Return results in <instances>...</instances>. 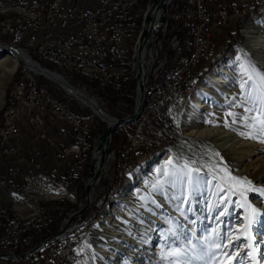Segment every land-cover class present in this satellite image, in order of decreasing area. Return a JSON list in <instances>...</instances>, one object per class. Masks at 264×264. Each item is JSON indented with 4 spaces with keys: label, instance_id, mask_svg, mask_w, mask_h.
I'll list each match as a JSON object with an SVG mask.
<instances>
[{
    "label": "built area",
    "instance_id": "2783aa9c",
    "mask_svg": "<svg viewBox=\"0 0 264 264\" xmlns=\"http://www.w3.org/2000/svg\"><path fill=\"white\" fill-rule=\"evenodd\" d=\"M50 1L38 7L37 0H0V9L12 6L11 17L0 19V46L23 50L41 66L66 78L95 82L103 90L111 86L117 91L135 79V55L127 73H120V65H124V51L135 33L141 0H61L55 12L41 16V9H48ZM257 2L264 0L168 1L144 51V101L146 89L152 88L165 68H171L172 74L159 96L143 102L149 114L186 101L194 78L228 39L226 28L234 25L240 12L254 10ZM5 21H12L11 29H2ZM50 27L58 28V38H50ZM41 76L46 82H41ZM71 97L28 65L24 73L10 79L5 110L0 111L1 127H9L11 135V142L0 146V195L31 208H12L9 211L14 217L5 224L1 215L7 209L0 206V264H67L73 252L71 243L84 212L64 229L74 228L73 238L59 241L55 234L71 211L84 203L87 173L82 172L83 164L88 158L91 161L98 136L91 137L94 116H85V106L74 104ZM24 110H32L34 132L30 138H22L23 127L12 126L15 113ZM51 119H58V126H51ZM39 145H47V153H39ZM18 154H26L24 166L11 165V158ZM39 186L57 193L48 195L38 191ZM82 186L84 196L76 209L70 208L64 217L62 210L53 218L46 215L50 202L69 199L62 196L63 191L74 192L76 197ZM71 201L77 202L76 198ZM51 221L56 224L53 231H49ZM24 242L34 245L16 253Z\"/></svg>",
    "mask_w": 264,
    "mask_h": 264
},
{
    "label": "rangeland",
    "instance_id": "374dc122",
    "mask_svg": "<svg viewBox=\"0 0 264 264\" xmlns=\"http://www.w3.org/2000/svg\"><path fill=\"white\" fill-rule=\"evenodd\" d=\"M151 3L144 0L142 1L143 13L146 12L147 7L150 6ZM143 13L142 16L138 17V19L141 18V24L138 28L139 30L142 27ZM262 16H264V14L255 12L251 15V20L248 19V17L238 19L234 25L231 23L226 28L228 39L224 41L220 47L217 58H215L210 64H206L205 68H202L200 73L195 77V83L192 85L189 94L195 90L198 83L205 77V75L217 63H219L220 60L227 56L228 52L233 47L246 44L247 38L244 33L245 24L249 21H257ZM243 19H245L244 22H242ZM135 33L134 44H136L138 36V32ZM260 36L264 38V29L261 30ZM228 47L229 49L227 50ZM133 54L135 55V53L131 51V54L126 58V61H128L124 64L126 72L127 68L132 67L133 65ZM129 56H131V59ZM220 57L221 59L213 65V62ZM23 68L24 65L21 62L11 78H15L16 74L22 73L21 71H23ZM58 70L65 72L60 69ZM171 74V68H165L162 73L159 74L158 78L152 83V87H156V90L153 91V94L149 95V97H157L158 94L163 92L165 84L169 81ZM63 76L65 77V75ZM40 79L41 82H46L47 80L43 76H41ZM66 79L72 85L78 87L86 96L91 97L110 117H123L133 111L135 103V79L131 84L132 87L130 89H128L127 86H123L113 92L110 90L103 91L97 83L88 80ZM52 84L55 85L54 83ZM9 89L10 80L5 87L4 100L0 107V111L5 109V102ZM234 89L235 90L231 92L232 94L228 95L224 92H219L218 97H216L211 105L213 108L206 113L205 111L202 112L206 115L200 120V124L203 125L200 127L201 129H208V127L224 128L226 125L228 128L232 122L234 125L235 120L238 121L247 118V112L250 113L249 120L253 118H255V122L256 120H264V111L261 110L262 106L258 102H252L246 99V91L241 88V85L238 87L235 86ZM150 91L151 89H146V92L150 93ZM71 98L74 104H81L75 98ZM186 102L187 100L178 102L169 110L166 107H162L150 114L147 105L143 104L142 113L137 119L130 123L124 122L123 125H118L119 139L117 142H112L111 140L109 145V153H112L113 156L110 169L105 173L97 186V193L94 200L84 211V216L81 219L79 228L76 232V239L71 243L73 246V252L70 254L67 264H97L96 261L98 257L97 253L94 251L93 245L94 243H98V236H93L90 239L83 241L82 234L87 232L96 222L99 221L101 216L111 205L112 198L123 187L125 178L128 174L133 172L142 163L151 164L158 154L171 147L175 148L177 151L172 157H170L173 159V164L182 166L184 163H188L190 167L199 169V172L195 174L199 177V183L196 185L195 189L191 188L187 182H184L183 184L180 182H176L175 184L164 183L166 177L163 173L160 175L158 174L165 167H170L166 164H161L158 168L160 171L154 173L155 176L158 175L160 177L158 180L159 182L154 184L151 193L148 195V206L143 210V213L145 214L142 215L141 213H138V216L141 218L143 217V219L148 222V224L144 223L146 228L150 229L152 225H155V223H153L154 221L147 219V217L155 219L159 218L161 224L160 227L156 229L157 240L154 243L151 241L152 244L141 249L144 256H146L145 260L150 262L154 258H161L162 255H164V257H166V259L164 258L165 264H205V261L206 264H229L231 257H226L222 255V253L216 252L214 248L212 252H209V245L215 239L211 234L213 229L219 226L224 235H227L229 230H231L232 235H238L239 233L236 230L245 222L244 217L246 213L244 208L237 207L236 203H234L241 200V197L238 194L232 196L231 199L233 203L222 202V197L225 194L218 191L216 184L220 183V177L224 176V172H222L221 169L225 168L214 161L213 158L215 156L211 149L208 148L207 150V148L203 147L201 144L194 141L192 143L188 141V138L192 136L190 132L192 131V133H194L197 128L189 127V124H186V111L184 110ZM236 108L240 113H237L238 117L235 118L234 110ZM248 109H251V111H248ZM212 110L219 111L222 114L219 120L214 118ZM229 113H232V115H229ZM83 114L85 116H94V128H96L100 134L106 125L105 122L92 113V111L86 106L83 109ZM241 115L242 117H239ZM192 129H194V131ZM229 131L232 130L229 129ZM204 138L209 139V137ZM39 151V153H45L42 145H39ZM90 162L89 158L84 161L82 169L84 174L90 170ZM226 169L231 176L238 178L246 177L249 181L254 183L253 185L255 188H264V178L260 179V181H253L250 174H244V177L240 173L235 174L236 169L230 165H226ZM66 194H69L67 197L74 199L73 194H70L69 192H66ZM83 196L84 187L82 186L81 188H78L76 192L75 198L77 202H73L70 199H65L64 202H50L49 207L46 210V215L53 218L60 210H62V217H64L65 212H68L70 208L76 209L78 207L79 198H83ZM246 197L247 202L253 207H263L259 210V213L261 214V217H264V195L259 192H248L246 193ZM1 202L3 205L0 204V206L7 210H12L13 204H18L4 198H1ZM213 207H215V210L210 211ZM188 209H191V211H188ZM85 212H87L86 216ZM220 212H226L227 214L220 217ZM217 217H219V219H217ZM60 219L62 220V218ZM91 219L95 220L87 227L80 228L85 221ZM55 225V221H51L49 231H53ZM142 231L144 232L142 233V236L148 238V231L146 229H143ZM250 232L252 235L253 246L256 248L255 264H264V219L258 218L257 222L250 228ZM73 235L74 229L65 234L63 239L67 241V239L73 238ZM142 240L143 242L138 243L141 245L146 244V240L143 238ZM206 240L208 243H205ZM224 242L227 243L226 240ZM247 243V238L242 237L240 241L236 242L238 247L233 246L228 249L230 253L236 251L241 252L239 261H231V264H253L251 257L248 256V251H250V249H246L245 247ZM158 245H160V248L162 249V254L160 253L159 257H157ZM193 245L197 246L193 247ZM201 248H203V251H201ZM177 249L181 251V256L174 257L168 255V253ZM126 250L129 252L132 251L134 254L136 253V250H132L131 245L128 247H125V245L120 246V253L123 254ZM129 252L124 254L122 258L125 259L127 257L126 259H134V263L141 264L140 261L142 260L138 259L141 254L138 255V258H131L133 253L131 252L132 254L130 255Z\"/></svg>",
    "mask_w": 264,
    "mask_h": 264
},
{
    "label": "bare ground",
    "instance_id": "6f19581e",
    "mask_svg": "<svg viewBox=\"0 0 264 264\" xmlns=\"http://www.w3.org/2000/svg\"><path fill=\"white\" fill-rule=\"evenodd\" d=\"M58 3H61V0H51L48 3V9H41V16H48V12H55L58 9ZM37 6H47V0H37ZM255 12L264 14V2L255 3L254 10H249L248 12H240L239 19L248 17V19L251 20V15H253ZM142 13L143 12L141 11L138 17L142 16ZM11 14L12 6H5V10L0 9V19H8L11 17ZM150 15L151 11L149 10L145 15L144 21H142L144 27L147 26V23L149 21L148 16ZM138 17L134 22V31L138 32L139 34L141 29H138L140 27V25H138L137 23ZM161 17L162 10H159L156 15L155 24H157ZM11 28L12 21L2 22V29ZM263 29L264 16H262L257 21H249L248 23H246L244 26V33L247 38L246 44L233 47L228 52L227 56L220 60L219 63H217L205 75V77L198 83L195 90L190 94L188 93L189 95L187 96L188 99L186 98V105L185 107L183 106L184 110L186 111V124H189V127L197 128L195 129V131L194 129H192L194 133H192V131L190 132L192 136L188 138V141L191 143L194 141L198 144H201L203 147L207 148V150L208 148L211 149L213 155L215 156L213 159L217 164L224 168H226V165H230L231 167L236 169L235 174L240 173L243 177L244 174H250L253 181H260V179L264 178V134H261L259 132L260 125L256 124L254 119L249 120L250 113L246 111L248 116L247 118L238 121L235 120L234 125L232 122V124L228 128L225 126L224 128L208 127V129H201L200 127H202L203 125L200 124V120L204 115H206L202 113L203 111H205L206 113L207 111L211 110V108H213L211 105L215 101L216 97H218L219 92H224L227 95L232 94L231 92L235 90L234 87L240 86L242 81L246 79V77L242 74V64L253 65L257 68L258 71L264 72V38L260 36L261 30ZM135 34L136 33H134L132 36L129 47L124 51V64L128 62L126 61V58L129 54H131V51L135 53ZM50 38H58L57 27H50ZM2 46H0V107L4 100L6 84L8 83L22 60L26 64H28V66L31 65L27 54L23 50H18L9 45ZM217 54L218 53H214L207 64H210L215 58H217ZM133 56L134 54L132 55V57ZM238 57L239 59H237ZM25 67L26 65H24L23 71H21L22 73L25 72ZM120 73H127L124 69V65H120ZM45 75L47 78L53 79L57 83V85L65 90L67 94L78 100L84 106L88 107L92 111V113L97 115L102 121L105 122V124L110 123L111 119L109 115L104 111V114H106L107 116L99 112V110L95 107V101L91 97H89L91 99H87L83 95L75 93L70 88H68L58 77H53L49 74ZM137 98L138 94L135 91V101L137 100ZM135 106L136 103H134L133 110L135 109ZM237 113L240 112L236 108L234 110L235 118L238 117ZM212 115L216 120H219V118L222 116V114L216 110L212 112ZM239 117H242V115ZM51 123H55L58 126V119H51ZM253 125H255V127H253ZM12 126L23 127L22 138H30L32 133L34 132L32 110H24L23 113H15V119H12ZM229 129H231L232 131H229ZM249 132H252L256 136V138L253 139L248 138L246 135H241V133L247 134ZM204 137H209V139H206ZM7 142H11L9 127H1L0 146H7ZM97 143L98 139H96L94 146H96ZM42 146L44 152L47 153V145ZM176 152L177 151L175 148H167L160 154H158L151 164L142 163L133 172L128 174L125 178L123 187L112 198L111 205L101 216L99 221L96 222L87 232H84L82 234L83 241H86L93 236H98V243H94L93 245L94 251L97 253L98 257L96 261L97 264H137L133 262L134 259H126L127 257L125 259L122 258V256H124V254L128 253L129 251L126 250L123 254L120 253L119 249L121 245H125V247L131 245L132 250H136L135 254L132 251L129 252L130 255L133 253L131 255V258H138V255L141 254V256L138 258L142 260L140 261L141 264H165L164 258L166 259V257H164V255H162L161 258H154L149 262L145 260L146 256H144V254L142 253L143 251H141L143 247L152 244L151 241H153L154 243L157 240L156 229H158L161 224L159 222V218L155 219L152 217H147V219L153 220V223H155V225H152L149 229L144 226V223L148 224V222L144 220L143 217H139L138 213H141L142 215L145 214L143 213V210L148 206V195L151 193V189L154 184L159 182L158 180L160 179V177L158 175L163 173L166 167L162 169V171L158 175L155 176L154 173L158 172L159 166L161 164H166L169 158L172 157V155H174ZM99 157V152L94 150L93 161L89 166L90 172L93 173L97 169ZM112 158V153L108 152L105 162L100 169L99 178L92 184L90 192V203L94 200V197L97 193V186L104 177L105 173L110 169ZM25 164L26 154H18L16 157L11 158V165L24 166ZM87 181L88 177H86L85 179L86 183ZM253 184L254 183L252 182V185ZM38 191L45 192L48 195H55L57 193V191L53 188L45 186H39ZM66 192L68 191H63L62 196L69 198L67 197L69 194L67 195ZM70 194H73L75 199L74 192H71ZM0 197L2 199L4 198L1 195ZM71 200H73V198ZM14 202L19 204H13V209L15 210L31 208L25 207L17 201ZM262 208L263 207L256 209L259 212V210ZM73 229L74 228H67V230L61 232L59 234V241H65L63 239V236ZM143 229H146L149 233L148 238L146 237L147 239L142 236V233H144L142 231ZM142 238L146 240V244L144 245L138 243L143 242ZM158 246L157 257L160 256L159 254L162 251V249L160 248L161 246ZM69 256L67 257V262Z\"/></svg>",
    "mask_w": 264,
    "mask_h": 264
},
{
    "label": "snow or ice",
    "instance_id": "6c2138e0",
    "mask_svg": "<svg viewBox=\"0 0 264 264\" xmlns=\"http://www.w3.org/2000/svg\"><path fill=\"white\" fill-rule=\"evenodd\" d=\"M237 59H239V57ZM241 70L242 74L246 77V79H244L241 83V88L246 91V99L252 102H258L262 106L261 110L264 111V72L258 71L255 66L250 64H242ZM248 111H251V109H248ZM229 115H232V113H229ZM256 124L260 125L259 132L264 134V120H256ZM253 127H255V125H253ZM241 135H246L248 138H256L252 132L247 134L241 133ZM166 165L170 167L163 171V175L166 177L164 183L175 184L176 182H180L183 184L184 182H187L191 188L195 189L196 185L199 183V177L195 174L199 172V169L190 167L188 163H184L182 166L175 165L173 164L172 158H169V160L166 162ZM221 171L224 172V176L220 177V183L216 184V188L219 192L225 194L222 197V202L233 203L231 199L232 196L238 194L241 197V200L234 203H236L237 207L244 208L246 213L244 217L245 222L240 226L239 229L236 230L239 233L238 235H232L231 230L228 231L227 235H224L219 226L213 229L211 235L212 237H215V239L209 245V252H212L214 248L216 252L222 253V255L226 257H231L229 264H231V261H239L241 252L236 251L230 253L228 249L232 248L233 246L238 247L236 242L240 241L242 237H246L248 243L245 247L246 249H250V251H248V256L251 257L253 264H255L256 248L253 246L250 228L254 223L257 222L258 218L264 219V217H261V214L258 212V210L247 202L246 193L259 192L260 194L264 195V188H255L252 185V182L246 177L238 178L231 176L226 168L221 169ZM214 210L215 207L210 209V211ZM188 211H191V209H188ZM226 214V212H220V217H223ZM217 219H219V217H217ZM225 240L227 243L224 242ZM205 243H208V241L206 240ZM196 246L197 245H193V247ZM201 251H203V248H201ZM168 255L179 257L181 256V251L177 249L168 253Z\"/></svg>",
    "mask_w": 264,
    "mask_h": 264
},
{
    "label": "water",
    "instance_id": "95a60500",
    "mask_svg": "<svg viewBox=\"0 0 264 264\" xmlns=\"http://www.w3.org/2000/svg\"><path fill=\"white\" fill-rule=\"evenodd\" d=\"M168 1L169 0H153L152 3L150 4V6L147 7L146 12L143 16V21H144V18H145L147 11H149V10L151 11V15L148 16L149 21L147 23V26L144 27L143 23H142V28L138 34V37L136 40L135 51H134L135 52V61H136L135 91L138 94V98L135 101V103H136L135 109L133 110L132 113L127 114L123 117H119V118L112 117L111 118L109 116L111 119L110 123L106 124L105 127L103 128L102 132L98 135V137H97L98 143L93 148V150H96L99 152L100 157H99L97 169L93 173L89 171L86 174V176L88 177V181L85 184L84 203L77 210H75L74 212H72L69 215L66 224L55 235H58L61 232H63L64 229L68 225H70V223L74 220V218L78 214H82L89 207L90 198H91L90 197L91 187H92V184L95 181H97L99 178L100 169L102 168V166L105 162L106 156L109 152V145H110V142L112 140V133H113V130L115 129V127L118 126L119 124L124 123V122H131V121L137 119L141 115L142 108H143V102H144V98H145V84H146V61L144 59V51H145V47L147 45V42L149 40V37H150V35L154 29V26H155L156 15H157L159 10H164L166 8ZM2 47H7V46H2ZM16 49H18V48H16ZM18 50H20V49H18ZM27 57L31 63V65H29V67L32 70H34L40 74H43L44 76H46L45 74H49L53 77H58L72 91H74L75 93H79V94L83 95L87 99H91V98L87 97L84 93H82L78 87H75L74 85H72L60 73H57L53 70H50L47 67L41 66L38 62L33 60L28 54H27ZM165 58H166V56L163 54L162 59L165 60ZM22 62L24 65H28L23 60H22ZM49 79L52 80L53 82H55L53 79H51V78H49ZM94 103H95V107L99 110V112L104 114L102 108L100 106H98V104L96 102H94ZM104 115H106V114H104ZM92 161H93V155L91 157V162ZM33 249H35V248H33Z\"/></svg>",
    "mask_w": 264,
    "mask_h": 264
},
{
    "label": "trees",
    "instance_id": "16d2710c",
    "mask_svg": "<svg viewBox=\"0 0 264 264\" xmlns=\"http://www.w3.org/2000/svg\"><path fill=\"white\" fill-rule=\"evenodd\" d=\"M141 1H143V0H141ZM144 1H148L149 3H151L153 0H144ZM138 22V25H140L141 24V18H139L138 20H137ZM245 21V19H243L242 20V22H244ZM229 49V47L227 48V50ZM227 50H226V52H227ZM225 52V53H226ZM223 55H225V54H223ZM222 55V56H223ZM221 56V57H222ZM221 57L220 58H218L216 61H214L213 62V65L214 64H216L217 63V61L219 60V59H221ZM129 58L131 59V56H129ZM51 69H54L53 67L51 68ZM134 82V79H132L128 84H126L125 86H127V88L128 89H130L132 86H131V84ZM194 88H195V86H194ZM104 90H110V91H115V89L113 88V87H108V88H105ZM103 90V91H104ZM156 90V87H152L151 88V91H150V93H148V92H146V99L149 97V95H151V94H153V91H155ZM160 94H158L157 96H159ZM146 99H145V101H146ZM144 101V102H145ZM130 123V122H129ZM122 125H123V123H122ZM119 126H117L114 130H113V133H112V142H117V140L119 139ZM99 135V131L96 129V128H94L93 129V131H92V134H91V137H93V136H98ZM92 149V147H91V144H90V146H89V151ZM88 151V154L90 153ZM108 201V200H107ZM87 212H85V216L87 215L86 214ZM2 217H3V220H4V223L5 224H8V222H9V220H11L14 216H13V213L11 212V211H9V210H5V211H3L2 212V215H1ZM95 219H91V220H88V221H85V223L84 224H82L81 226H80V228H84V227H87L89 224H91L93 221H94ZM29 234H33V231H29L28 232ZM34 244H29V243H26V242H24V243H22L19 247H17L16 248V253H21V252H23V251H27V250H29L30 248H32V246H33Z\"/></svg>",
    "mask_w": 264,
    "mask_h": 264
},
{
    "label": "crops",
    "instance_id": "0c3cea01",
    "mask_svg": "<svg viewBox=\"0 0 264 264\" xmlns=\"http://www.w3.org/2000/svg\"><path fill=\"white\" fill-rule=\"evenodd\" d=\"M51 126H57V124H55V123H51Z\"/></svg>",
    "mask_w": 264,
    "mask_h": 264
}]
</instances>
